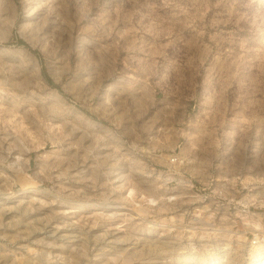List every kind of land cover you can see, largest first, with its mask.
Here are the masks:
<instances>
[{"label": "rangeland", "instance_id": "1", "mask_svg": "<svg viewBox=\"0 0 264 264\" xmlns=\"http://www.w3.org/2000/svg\"><path fill=\"white\" fill-rule=\"evenodd\" d=\"M0 264H264V0H0Z\"/></svg>", "mask_w": 264, "mask_h": 264}]
</instances>
